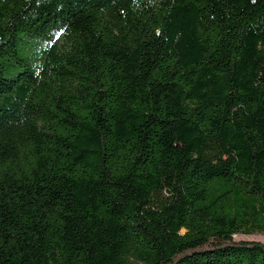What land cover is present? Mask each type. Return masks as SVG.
<instances>
[{"label":"trees","instance_id":"trees-1","mask_svg":"<svg viewBox=\"0 0 264 264\" xmlns=\"http://www.w3.org/2000/svg\"><path fill=\"white\" fill-rule=\"evenodd\" d=\"M255 235L264 0H0V264H264Z\"/></svg>","mask_w":264,"mask_h":264},{"label":"rangeland","instance_id":"rangeland-1","mask_svg":"<svg viewBox=\"0 0 264 264\" xmlns=\"http://www.w3.org/2000/svg\"><path fill=\"white\" fill-rule=\"evenodd\" d=\"M18 52L22 56L33 57L36 53V48L31 43L22 44L21 46L17 44ZM5 77H9L7 74H4ZM233 240L235 241H254L264 244V236L255 235V236H234Z\"/></svg>","mask_w":264,"mask_h":264}]
</instances>
